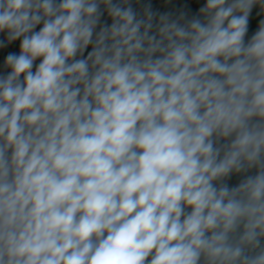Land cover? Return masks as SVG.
<instances>
[{"label":"clouds","instance_id":"9594fccd","mask_svg":"<svg viewBox=\"0 0 264 264\" xmlns=\"http://www.w3.org/2000/svg\"><path fill=\"white\" fill-rule=\"evenodd\" d=\"M256 5L0 0V264H264Z\"/></svg>","mask_w":264,"mask_h":264},{"label":"crops","instance_id":"0c3cea01","mask_svg":"<svg viewBox=\"0 0 264 264\" xmlns=\"http://www.w3.org/2000/svg\"><path fill=\"white\" fill-rule=\"evenodd\" d=\"M205 2L206 0H131L133 8L138 13H142L145 5L151 4L153 11L159 13H172L173 15H179L183 12L190 18L198 14L199 8L202 7ZM262 19H264V11L261 10L259 5L254 6L249 15L248 31L245 37L246 42L250 40L258 30ZM104 20H107L106 16L102 18V22ZM108 22L110 23V20H108ZM37 30H39V26ZM0 40H4L6 45L4 47H0V75H6L9 69L5 67V59L9 53L19 55V40L8 43L6 33H0ZM90 50L91 48L89 47V49L86 50L85 55H87V51ZM37 62L38 61L35 63ZM33 70H35V68ZM254 171L255 170L249 174H254ZM242 178V176L234 175L227 182L230 186H235Z\"/></svg>","mask_w":264,"mask_h":264},{"label":"trees","instance_id":"16d2710c","mask_svg":"<svg viewBox=\"0 0 264 264\" xmlns=\"http://www.w3.org/2000/svg\"><path fill=\"white\" fill-rule=\"evenodd\" d=\"M38 63H39V61L36 64H38Z\"/></svg>","mask_w":264,"mask_h":264},{"label":"built area","instance_id":"2783aa9c","mask_svg":"<svg viewBox=\"0 0 264 264\" xmlns=\"http://www.w3.org/2000/svg\"><path fill=\"white\" fill-rule=\"evenodd\" d=\"M188 18H190V17L188 16Z\"/></svg>","mask_w":264,"mask_h":264}]
</instances>
